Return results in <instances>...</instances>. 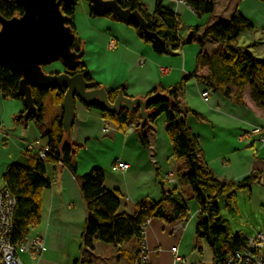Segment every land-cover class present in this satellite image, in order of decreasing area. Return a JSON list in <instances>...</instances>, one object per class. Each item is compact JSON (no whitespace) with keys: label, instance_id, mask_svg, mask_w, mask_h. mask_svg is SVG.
<instances>
[{"label":"crops","instance_id":"0c3cea01","mask_svg":"<svg viewBox=\"0 0 264 264\" xmlns=\"http://www.w3.org/2000/svg\"><path fill=\"white\" fill-rule=\"evenodd\" d=\"M141 1L150 13L154 11L156 0ZM86 3L80 10L76 7L74 26L81 48L85 49L84 67L92 82L112 91L124 87L128 97L143 100L155 87L170 88L195 73L196 77L179 93V101L185 111L191 112L183 117L199 139L202 159L221 181L241 182L252 174H260L261 184L239 192L237 198L248 196L250 213L264 216V140L260 135L248 136L264 127V109L252 103L249 86L243 92L244 104L239 105L207 87L202 81L209 74L207 67L197 69V56L201 52L214 58L216 71L221 69L220 58L227 49L205 39V32L217 22L229 21L236 10L253 26L251 31L240 34L241 48L263 58L264 3L259 0H215L214 12L199 18L185 2L164 0L165 7L181 20V39L194 41L176 51L169 49L163 55L145 44L133 27L109 17L93 18ZM43 70L49 75L67 72L61 61L46 65ZM205 91L211 92L207 98L203 97ZM235 92L236 89L232 88V94ZM49 101L48 107L44 105L43 121L38 123L23 117L26 111L22 101L4 100L0 93V184L3 185L2 177L8 167L14 163H26L28 145L47 149L42 133L63 114L61 107L54 105L51 98ZM75 111L74 125L71 132L65 134L64 141L84 146L77 156L76 175L61 165L47 167L51 187L43 193L41 224L29 235V239L42 238L45 250L35 259L29 253L21 252L22 263L80 264L88 257L85 264H132L130 259L137 264L136 256L142 240L119 246L96 242L91 255L85 253L83 236L87 208L77 177L93 169L102 170L105 187L120 194V214L134 216L141 202L159 203L162 200L160 180L168 189H179L188 201L189 215L184 222L169 225L153 219L145 227L143 242L148 252L147 264L211 261L213 253L207 244L203 245L202 251L195 246L199 206L191 200L188 184L178 178L179 174L187 173L188 164L186 160L173 158L165 118L149 125L143 124L142 120L138 128L132 125L127 132H122L106 120L99 109H90L78 99ZM142 135L148 146L142 145ZM117 159L129 163V170L115 172L113 164ZM173 172L176 184L167 181L168 174ZM218 204L222 216L228 221L225 212L232 213L233 208H227L224 199ZM234 233L242 235L241 231ZM173 248L186 263L175 260Z\"/></svg>","mask_w":264,"mask_h":264},{"label":"trees","instance_id":"16d2710c","mask_svg":"<svg viewBox=\"0 0 264 264\" xmlns=\"http://www.w3.org/2000/svg\"><path fill=\"white\" fill-rule=\"evenodd\" d=\"M124 10L138 12L147 23V32L132 23L119 18L113 19L133 27L138 37L159 54H165L169 49L179 50L185 44L192 43L194 39L184 42L180 33L183 25L179 17L167 9L164 0H156L152 13L141 0H115ZM185 2L199 18L212 14L215 9V0H178ZM264 3V0H259ZM88 2V1H87ZM90 8L91 4L88 2ZM77 0L70 7L62 6V12L70 17L75 38L74 51H80L81 42L75 34V14ZM24 9L17 0H0V15L11 20L22 16ZM91 16H96L91 10ZM105 17L111 18V15ZM252 24L238 10L229 21L217 22L206 29L205 39L223 45L227 53L221 56V69L215 70L216 61L204 52L197 56V69L207 67L208 76L202 81L215 93H220L225 98L236 104L242 105L243 92L249 86L252 103L264 109V57L254 56L250 51L241 48L238 38L243 31H251ZM202 44V41H200ZM84 64L74 71H67L71 76L86 73ZM196 74L185 76L182 81L170 88L162 85L155 87L142 99L146 101L145 111L148 121L145 125L155 124L165 118V130L172 144L173 158L186 160L188 171L179 174L178 178L188 184L191 190V200L199 206V216L196 225L195 246L202 251L207 244L213 253V259L200 264H227L230 254L243 251L247 247V238L231 230L229 222L222 216L218 202L226 201L227 208L236 205L237 194L250 190L253 185L261 184V175L252 174L241 182L221 181L215 177L206 162L203 161V151L199 139L186 124L184 115L191 114L185 111L179 101V93L183 92L186 84ZM22 76L9 65L0 66V93L4 100H20L19 86ZM87 81L92 82L89 75ZM93 83V82H92ZM95 89L100 88L95 83ZM232 88L236 92L232 94ZM118 88L109 94L111 103L118 98ZM32 95L38 112L28 117V121H43L44 103L48 97L54 105L63 107L65 92L57 88L49 90L32 89ZM130 98V97H129ZM134 99V98H132ZM99 109L106 120L114 123L122 132H127L132 125L136 128L143 120L140 108L129 111L121 109L119 114H113L101 109L99 106H88ZM63 111V109H62ZM42 137L46 140V158L41 160L31 151L25 152L26 163H14L4 173L2 183L15 196L17 207L14 218V232L12 243L16 247L22 245L30 233L41 224L43 193L51 187V179L47 174L49 165H61L76 175L77 156L84 147L81 144L67 143L64 141L63 114L56 117ZM143 146H148L146 138L141 136ZM82 196L87 208L86 229L83 236L85 253L91 255L96 242H104L115 246L125 245L132 240H142L144 226L149 220L159 219L166 224L185 221L189 215L188 201L177 188L168 189L163 180H160L162 200L159 203L141 202L136 207L134 216L120 214V194L110 191L105 187V178L102 170L93 169L83 176L77 177ZM88 258V257H87ZM87 258L80 264H85ZM135 260L130 259L133 264ZM79 264V263H77Z\"/></svg>","mask_w":264,"mask_h":264},{"label":"water","instance_id":"95a60500","mask_svg":"<svg viewBox=\"0 0 264 264\" xmlns=\"http://www.w3.org/2000/svg\"><path fill=\"white\" fill-rule=\"evenodd\" d=\"M86 1L90 2L96 17L111 15L112 20L119 18L147 32L143 17L138 12L122 9L117 1ZM17 3L24 9L22 16L7 20L0 15V66L7 64L22 76L19 96L24 99L25 119L38 112L33 88H57L65 92L62 107L65 134H69L74 125L76 99L113 114H119L123 108L129 111L140 108L143 124L147 123L146 101L129 98L119 91L118 98L111 103L109 94L113 91L91 89L93 83L86 80L88 72L73 76L67 72L57 75L44 72V66L56 61H61L67 71H74L84 64L85 49L73 50L75 35L70 27L71 19L61 9L62 6H72L75 0H17Z\"/></svg>","mask_w":264,"mask_h":264},{"label":"built area","instance_id":"2783aa9c","mask_svg":"<svg viewBox=\"0 0 264 264\" xmlns=\"http://www.w3.org/2000/svg\"><path fill=\"white\" fill-rule=\"evenodd\" d=\"M210 91H205L203 97L207 98L210 95ZM252 134L248 135L251 138L253 135H260L264 140V127L256 129ZM27 150L31 151L41 160L46 158V150L37 148L32 145L27 146ZM129 163L117 159L113 164V170L115 172H125L129 170ZM167 181L170 184H176V174L170 173L167 176ZM17 207V201L15 196L5 185L0 184V264H23L20 260L19 254L29 253L32 258H37L45 250V242L42 238L27 239L22 245L16 247L12 243V236L14 232V218ZM150 220L148 221V223ZM148 223L144 226L148 225ZM144 229L142 233V243L140 250L136 256L137 264L148 263V252L143 242ZM264 233H258L256 236L247 238V247L243 251L230 254L227 257V264H264ZM172 253L175 255V260L179 263H186L185 259H182L177 254V249L173 248Z\"/></svg>","mask_w":264,"mask_h":264},{"label":"rangeland","instance_id":"374dc122","mask_svg":"<svg viewBox=\"0 0 264 264\" xmlns=\"http://www.w3.org/2000/svg\"><path fill=\"white\" fill-rule=\"evenodd\" d=\"M86 0H77V9L80 10L81 6H85ZM50 97L44 103L45 107L50 104ZM229 217V224L233 232L241 231L242 235L246 238L256 236L258 233H264V216L250 213L249 197L242 196L236 200V205L232 209V213L225 212ZM256 216V217H255ZM264 255V250L262 251Z\"/></svg>","mask_w":264,"mask_h":264}]
</instances>
